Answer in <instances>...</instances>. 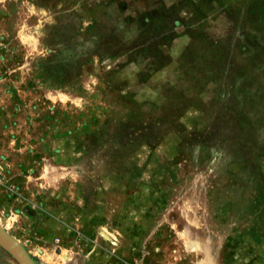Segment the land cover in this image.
Segmentation results:
<instances>
[{
  "label": "rangeland",
  "instance_id": "374dc122",
  "mask_svg": "<svg viewBox=\"0 0 264 264\" xmlns=\"http://www.w3.org/2000/svg\"><path fill=\"white\" fill-rule=\"evenodd\" d=\"M0 228L34 264H264V0H0Z\"/></svg>",
  "mask_w": 264,
  "mask_h": 264
},
{
  "label": "water",
  "instance_id": "95a60500",
  "mask_svg": "<svg viewBox=\"0 0 264 264\" xmlns=\"http://www.w3.org/2000/svg\"><path fill=\"white\" fill-rule=\"evenodd\" d=\"M0 246L16 261L17 264H34L23 248L0 228Z\"/></svg>",
  "mask_w": 264,
  "mask_h": 264
}]
</instances>
